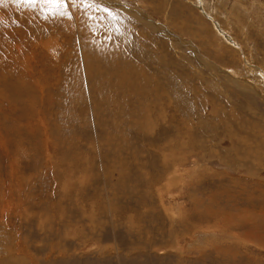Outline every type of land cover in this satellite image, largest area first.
I'll return each mask as SVG.
<instances>
[{
  "label": "rangeland",
  "instance_id": "obj_1",
  "mask_svg": "<svg viewBox=\"0 0 264 264\" xmlns=\"http://www.w3.org/2000/svg\"><path fill=\"white\" fill-rule=\"evenodd\" d=\"M263 244L264 0H0V264Z\"/></svg>",
  "mask_w": 264,
  "mask_h": 264
},
{
  "label": "snow or ice",
  "instance_id": "obj_2",
  "mask_svg": "<svg viewBox=\"0 0 264 264\" xmlns=\"http://www.w3.org/2000/svg\"><path fill=\"white\" fill-rule=\"evenodd\" d=\"M15 2L30 3L31 4V3L40 2V0H15ZM43 2L56 4L58 6H63V5H66L67 0H43ZM71 3L72 4H82V5L91 6L92 4L96 3V0H71ZM104 11L107 12L108 9L105 8ZM59 15H61V16L70 15V12L68 10H66L65 12L59 13Z\"/></svg>",
  "mask_w": 264,
  "mask_h": 264
},
{
  "label": "bare ground",
  "instance_id": "obj_3",
  "mask_svg": "<svg viewBox=\"0 0 264 264\" xmlns=\"http://www.w3.org/2000/svg\"><path fill=\"white\" fill-rule=\"evenodd\" d=\"M254 215V214H253ZM247 220V219H246ZM260 221V220H259ZM234 223V222H233ZM253 224V223H252ZM247 231V230H246ZM249 231V230H248ZM253 233V232H252ZM260 240V239H259ZM263 241V240H262ZM262 245V244H261ZM264 245V244H263ZM245 259V258H244ZM244 264H246V261H245V263Z\"/></svg>",
  "mask_w": 264,
  "mask_h": 264
}]
</instances>
